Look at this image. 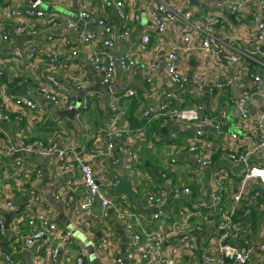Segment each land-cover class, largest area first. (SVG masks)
Returning <instances> with one entry per match:
<instances>
[{
	"label": "crops",
	"instance_id": "1",
	"mask_svg": "<svg viewBox=\"0 0 264 264\" xmlns=\"http://www.w3.org/2000/svg\"><path fill=\"white\" fill-rule=\"evenodd\" d=\"M117 1L86 0V9L91 14L86 21L75 18L83 8V0L48 2L45 4L46 11L60 20V25L45 26L38 34L32 35L16 30L17 26L27 21L29 0H13L12 3L0 0V35L3 32L9 35L6 41L0 38L1 58L14 62L15 50L24 51L26 56L31 48H35L33 59L37 63V69L23 77H18L10 69V77L6 73L0 80V109L11 116V121L0 122V222L4 223V227L9 222L8 230L3 233L0 229L2 258L11 255L18 264H45L50 244L59 249L55 264H73L82 245L87 246L89 251L87 264H114L113 257L122 254L123 238L127 239L126 244L131 239L125 229L126 222L121 224L122 221L109 218L121 241L119 246L106 250L105 260L97 246L102 229L93 224L78 225L77 213L85 197L78 169L80 158L92 165L107 196L119 202L125 200L124 206L133 213L130 221L142 237L145 232L158 230L166 224L177 232H194L198 238L204 235L202 243L207 239L209 244L216 235L218 214L223 209L230 210L234 204L233 198L239 192L244 166L234 163L228 153L232 149L252 150L259 137L256 120L264 112V96L258 94L247 104V119L240 117L236 107L243 91L251 89L253 74L259 73L264 80V68L253 58L259 45L255 42L249 21L236 16V19H231L232 14L224 5L196 0L174 3L182 11H193L195 21L208 22L214 16L223 18L222 37L231 44L226 47L229 49H225L230 51L234 48L235 52L248 54L241 53L243 58L239 64L230 61L224 52L207 55V58L199 52L184 53L180 47V24L170 22L165 32H159L152 20L157 0H122L127 10L136 11L140 16L139 21L125 23L118 18ZM257 8L258 5H255L253 10ZM100 16L108 18L116 28L130 29V35L119 40L115 47L105 46L102 28L98 24ZM68 19L77 22L76 28L64 25ZM88 31L95 34V40L88 45L80 44L76 37ZM147 34L150 42L143 49L142 38ZM67 39L72 40L78 50L76 57L68 53ZM58 49L65 53L54 61L52 52ZM172 49L179 51L180 67L188 78L183 89L176 87L166 70V55ZM94 53L127 54L137 58V65L129 71L118 68L105 80L89 62V55ZM153 61L156 67L151 69ZM47 74L59 80L62 96L76 102L75 120L62 115V111L68 110L65 107H55L41 98L39 86L46 80ZM198 75L204 79L205 88L199 86ZM7 79H10L8 85ZM217 81L224 83L223 88L211 92L210 85ZM129 91L135 94L129 95ZM167 92L173 93L175 106L202 104L210 116L225 115L219 129L207 127L197 154H190L182 148L192 135V128L181 129L178 123L162 117L147 119L143 116L144 109L156 105ZM18 95L32 99L36 107L31 110L16 105L14 100ZM83 98L89 100L87 108L80 107ZM112 105L119 106L116 114L110 110ZM109 132L112 136L107 135ZM233 133L238 137L233 139ZM21 137L26 142H42L45 147L56 145L58 149L66 150L65 158L59 160L57 154L46 156L20 151ZM109 141L114 143L111 154H99L107 150ZM127 150L134 152L133 159L128 157ZM199 154L208 159L207 166L200 173L195 161ZM250 156L253 166L264 169V150L257 149ZM115 158L120 160L119 163H115ZM164 174L167 176L164 177ZM219 175L226 178L227 192L219 205L212 206L211 197L217 190ZM124 176L134 191L132 195L117 191ZM112 181L117 183L111 185ZM184 186H191L192 193L173 192ZM151 189H165L169 193L165 209L171 214L170 218H148L147 194ZM256 192L260 193L257 204L252 201ZM8 201L13 205L8 206ZM203 201L209 205L207 209L200 208L199 203ZM93 209L100 213V203ZM32 217L56 223L59 233L56 232L52 241L47 237L31 247L23 245V238L34 228L29 222ZM205 218L207 226L203 224L199 229L200 222L204 223ZM235 218L245 227L240 242L254 244L257 251L253 260L256 264H264V183L261 180L254 178L249 182L243 200L237 204ZM65 230L73 231L72 239H63L62 232ZM16 237H20L19 242H15ZM177 253L171 242L162 247L160 256L165 262L169 257H177L192 264L188 255ZM125 264H145V261L127 260Z\"/></svg>",
	"mask_w": 264,
	"mask_h": 264
},
{
	"label": "built area",
	"instance_id": "2",
	"mask_svg": "<svg viewBox=\"0 0 264 264\" xmlns=\"http://www.w3.org/2000/svg\"><path fill=\"white\" fill-rule=\"evenodd\" d=\"M11 3L13 0H9ZM59 0H29L27 8L28 18L27 21L16 27L17 32H29L32 35L39 33L41 28L45 26L57 27L60 25V20L55 16L49 15L46 11L45 4L48 2H57ZM106 2L107 0H103ZM179 0H157V5L152 12V20L155 22L159 32H165L170 22H178L180 24L178 32L181 36L182 45L181 50L186 54H192L199 52L201 56L207 58V55H218L224 52L227 58L232 62L241 63L243 56L248 55L243 52H235L236 49L232 48L227 51V46L231 44L227 43L222 37L223 30L222 26L225 22L220 16H214L208 22L195 21L194 13L191 10H180L174 6V3ZM197 2L209 3L215 5H224L228 12L236 17L247 19L250 27L253 29L255 35V42L258 43L259 47L254 51L256 55L254 60L259 66L264 68V51L260 50V47L264 46V0H196ZM86 0H83V8L80 10L77 20L86 21L91 18L90 12L85 6ZM116 9L118 18L122 23L127 21L136 22L140 20V16L136 11H130L125 8L124 2L118 0L116 3ZM255 5L258 8L253 10ZM98 24L102 28V36L104 38V44L107 47H115L119 40L127 38L131 30L126 28L124 30L114 27L109 19L103 16L98 18ZM68 28H76L77 22L73 19H68L64 23ZM1 40H8L9 35L3 32L0 35ZM76 39L80 44H90L95 40V34L93 32H82ZM142 48L145 49L150 42V36L144 35L142 38ZM66 45L69 46L68 53L70 56L76 57L79 52L73 46V41L70 39L66 40ZM226 48V49H225ZM234 49V50H233ZM65 53L62 50H55L52 52L53 60L57 61L58 56ZM36 54V49L31 48L26 56L24 51L17 49L14 52V62L12 59L3 60L0 55V80L4 78L5 74L8 73L10 77L11 71L15 72L18 77H23L30 73L32 70L37 69V63L33 57ZM166 70L171 77L176 87L183 89L187 85L188 78L180 67V53L179 51L172 49L167 52L166 55ZM30 60H28V58ZM25 59V60H24ZM11 61V62H10ZM89 62L93 68L101 73L105 80L113 75L119 68L123 71H129L137 65V58L127 55L119 54L107 55L94 53L89 55ZM151 69L156 67V62H152L150 65ZM199 86L201 88L206 87L204 79L198 75ZM11 79V78H10ZM10 79L6 80L7 85L10 83ZM45 81L40 82L39 92L41 98L44 101L52 103L55 107H65L68 110L77 108L75 101H69L61 95L59 91V80L51 75L45 76ZM251 89L243 91L236 101V107L239 115L242 119H247L249 115V109L247 107L248 102L252 99L255 94L264 96V80L259 73L252 75ZM224 86L223 82L217 81L210 85L209 90L214 92L220 90ZM83 87V86H82ZM252 90V92H251ZM129 95H134V91H129ZM173 93L167 92L165 97L160 100L156 105L148 106L143 111V116L147 119L164 118L166 121L178 123L180 126L188 127L193 129L192 135L188 138L187 143L182 145L185 151L190 154H197L202 146L204 137L206 136L207 127L219 129L225 120V115L210 116L204 111L202 104H195L192 107H183L173 105ZM15 104L18 106H26L28 109H34L36 107L35 102L22 95L15 96ZM89 100L83 98L80 102L81 108H87ZM111 111L116 112L119 110V106L112 105ZM264 112L259 115L258 118V141L253 143L251 151H238L232 149L229 151V158L236 164L244 166V170L241 174L240 189L239 192L233 198V206L230 210L223 209L218 214L216 219V235L213 240L208 244L207 239L202 243V238L197 237L196 233L188 232H177L169 225L164 224L162 228L155 231L145 232L144 236L136 230L130 219L133 217V213L129 208L125 207V200L123 202L115 201L113 198L106 195L102 188L100 181L98 180L97 174L91 164L83 158L78 159V169L82 177L85 197L80 203V207L77 213V220L79 226L87 224L97 225L102 229V236L97 243L98 248L102 253V257L108 248H112L114 245L119 246L121 238L118 235L116 228L108 221L109 218L114 217L121 224L125 223V229L130 234L129 244H125L124 255L117 254L113 257L114 264H125L127 260H133L140 262L144 260L145 264H190V262L179 260L177 257H169L166 262L161 258V249L163 246L170 245L172 242L173 248L180 255H188L191 258L192 264H256L253 260V256L257 251V247L254 244L240 242L241 234L244 232V223L236 220L235 215L237 211V204L243 200L245 190L249 182L257 178L264 183V169L253 166L250 163V155L257 149L264 150V122L262 119ZM11 121V116L0 109V122ZM1 131V124H0ZM112 133H107L108 136H112ZM238 134L233 133L232 138L235 139ZM20 151L23 150L27 153H39L46 156L57 154L59 160H63L66 155V150L58 149L56 145L45 147L42 142H26L24 137L19 140ZM114 148V143L109 141L107 143V150L100 151L102 154H111ZM128 157L133 159L134 152L127 150ZM116 162L119 163V159L115 158ZM197 172L200 173L208 164V159L202 154L197 155L196 159ZM164 177L167 175L164 174ZM224 175L218 176L217 190L211 197V205H219L227 192V184ZM197 180V179H196ZM195 181V180H194ZM117 182L112 181L110 184L114 185ZM174 193H185L191 194V186H184L181 189H176ZM169 193L165 189H151L147 194V207L146 210L154 209L155 211L148 215L150 220L155 218H170L171 214L166 212V201ZM260 193L256 192L252 197L253 203L257 204ZM251 199V198H250ZM100 203L101 211L97 213L94 211V206ZM8 206H12L11 201L7 202ZM200 208L207 209V202L199 203ZM34 227L31 234L23 238L22 244L31 247L36 244L39 240L44 238H50L51 241L56 232L59 233V228L56 223L49 222L46 219H36L34 217L29 221ZM203 224L207 226V218L205 222H200L198 228L202 229ZM0 229L4 233V223L0 222ZM64 240H70L73 237V231L65 230L62 232ZM129 237V238H130ZM20 237L15 238V242H19ZM211 240V239H210ZM209 240V241H210ZM208 244V245H207ZM122 251V250H121ZM59 254L58 247L50 244L47 248V258L45 264H55ZM89 251L87 246H80L75 261L73 264H87V258ZM105 255L103 259H106ZM0 264H18L11 255H4L0 257Z\"/></svg>",
	"mask_w": 264,
	"mask_h": 264
},
{
	"label": "water",
	"instance_id": "3",
	"mask_svg": "<svg viewBox=\"0 0 264 264\" xmlns=\"http://www.w3.org/2000/svg\"><path fill=\"white\" fill-rule=\"evenodd\" d=\"M76 18V20H77V17H75ZM230 18L231 19H236V17L234 16V15H230ZM260 50L261 51H264V46H262L261 48H260ZM76 113H77V110H76V108L75 109H73V110H65V111H62V115L63 116H67V117H69L71 120H75V116H76ZM261 116V115H260ZM257 121V123H258V120H256ZM77 124V123H76ZM179 127H181V129L182 128H185L184 126H178V128ZM193 129H194V127H193ZM117 191H119V192H124V193H126L127 195H132L133 193H134V191H133V189L131 188V185H130V182H129V180L127 179V177H123L122 178V184L117 188ZM154 211V209H151V210H149V209H147L146 210V213H152ZM8 225H9V222H7L6 223V225H5V229L6 230H8ZM126 241H127V239H125V238H123V242H122V254L124 255V249H125V244H126Z\"/></svg>",
	"mask_w": 264,
	"mask_h": 264
}]
</instances>
